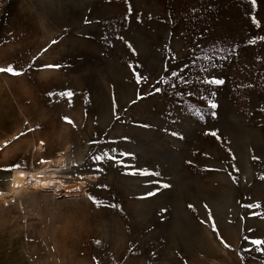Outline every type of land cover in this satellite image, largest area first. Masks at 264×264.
Segmentation results:
<instances>
[{"label": "rangeland", "instance_id": "374dc122", "mask_svg": "<svg viewBox=\"0 0 264 264\" xmlns=\"http://www.w3.org/2000/svg\"><path fill=\"white\" fill-rule=\"evenodd\" d=\"M260 37L264 0H3L0 264H264Z\"/></svg>", "mask_w": 264, "mask_h": 264}, {"label": "snow or ice", "instance_id": "6c2138e0", "mask_svg": "<svg viewBox=\"0 0 264 264\" xmlns=\"http://www.w3.org/2000/svg\"><path fill=\"white\" fill-rule=\"evenodd\" d=\"M252 4L255 5L256 4V0H252ZM86 23H89L90 21H85ZM253 22L256 24L257 27H259V23L256 21L255 17H253ZM260 39H264V37H260ZM255 41H252V43H254ZM52 43H55V41H53ZM129 47H131L129 45ZM213 67H215V65H213ZM202 71H207V69H202ZM0 73H8L12 76H21L23 75V72L22 71H19V70H16L13 66L9 65L8 67H4V68H0ZM172 76H175V77H178L180 78L184 84H189V81L187 80H183V78L180 76V73L179 72H176V71H173L171 73ZM141 79H144V80H147L148 78L147 77H142L140 75H137L136 76V82L137 84H140L141 83ZM161 82H164V81H161V80H158L156 83L159 84ZM200 83H203V84H206V85H209V86H222L225 84V80L223 78H218V77H215V76H209L208 78H205V79H202L199 81ZM172 87L173 88H176L177 85L175 83L172 84ZM162 90L159 88V87H156L155 85L152 86V89L150 91L147 92V96H151V95H154V94H157V93H160ZM181 93H177V95H180ZM189 96L191 95H194V93L192 92H188L187 93ZM67 96L71 97L73 95V93L69 92L66 94ZM211 95L212 96H215L216 93L213 91L211 92ZM145 98V95L143 94H139L137 95V99L139 100H142ZM202 100H207V106L211 109H216L218 107L217 103H215L214 101H212L210 98L208 97H204L202 96L201 97ZM136 101L134 100L133 103H135ZM197 114H199V110H197ZM212 115H215V113L213 112ZM117 119H119V116L117 115L116 116ZM201 119H203V116L201 115L200 117ZM65 120V122L69 125H72V126H75L74 125V122L69 119L68 117H64L63 118ZM173 136H178L179 134L176 133V132H172L171 133ZM208 135H211L212 137L216 138V139H220V136L219 134L216 132V131H211L209 133H206ZM43 143V142H41ZM92 143H99V141H93ZM116 149H112V152H115ZM130 154L129 153H123V152H120L118 153V156L119 157H127L129 156ZM105 158H107L108 160H111V161H114V162H118V163H123L122 160L118 159L117 156H113L109 153H103L102 155H96L94 157H92V159L95 161V162H100V161H103ZM46 161H40V163H45ZM14 168H19L20 166L19 165H15L13 166ZM11 169H9L10 171ZM133 175H136V174H140V175H145V176H148V175H153L154 173H149V172H146V171H140L139 173L137 172H132ZM21 175H23V173H21ZM155 175H159L158 173H155ZM44 187H48L49 184H44L43 185ZM162 187L164 188H167L169 187L167 184H163ZM157 193L156 192H149L147 195L148 196H155ZM89 199L92 200L93 204H95L96 206H100L99 205V202L96 201L93 197L89 196ZM110 207H116V205H110ZM191 207V205L189 206ZM247 207L249 208H259L260 205H248ZM209 219H211V214L209 215ZM213 230L214 231H217L216 229V226L215 224L213 223ZM247 239V238H246ZM222 243H224L225 247H229V245L224 242L223 240L221 241ZM252 245L256 246L257 250H261L260 249V245H264V240H261V239H254V240H250L249 241ZM97 244L100 243V241H96ZM250 251V250H249Z\"/></svg>", "mask_w": 264, "mask_h": 264}, {"label": "crops", "instance_id": "0c3cea01", "mask_svg": "<svg viewBox=\"0 0 264 264\" xmlns=\"http://www.w3.org/2000/svg\"><path fill=\"white\" fill-rule=\"evenodd\" d=\"M1 2H3V0H2ZM1 2H0V3H1ZM2 8H5V7L3 6ZM6 11H7V10H6Z\"/></svg>", "mask_w": 264, "mask_h": 264}, {"label": "built area", "instance_id": "2783aa9c", "mask_svg": "<svg viewBox=\"0 0 264 264\" xmlns=\"http://www.w3.org/2000/svg\"><path fill=\"white\" fill-rule=\"evenodd\" d=\"M12 202V201H11ZM7 204V203H6Z\"/></svg>", "mask_w": 264, "mask_h": 264}]
</instances>
